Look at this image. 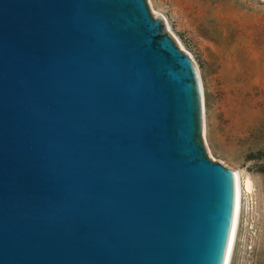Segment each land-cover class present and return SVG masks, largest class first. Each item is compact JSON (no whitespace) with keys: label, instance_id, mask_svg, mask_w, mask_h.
<instances>
[{"label":"water","instance_id":"obj_1","mask_svg":"<svg viewBox=\"0 0 264 264\" xmlns=\"http://www.w3.org/2000/svg\"><path fill=\"white\" fill-rule=\"evenodd\" d=\"M234 190L147 0H0V264H220Z\"/></svg>","mask_w":264,"mask_h":264},{"label":"rangeland","instance_id":"obj_2","mask_svg":"<svg viewBox=\"0 0 264 264\" xmlns=\"http://www.w3.org/2000/svg\"><path fill=\"white\" fill-rule=\"evenodd\" d=\"M147 3L195 67L207 158L240 176L230 264H264V0Z\"/></svg>","mask_w":264,"mask_h":264},{"label":"bare ground","instance_id":"obj_3","mask_svg":"<svg viewBox=\"0 0 264 264\" xmlns=\"http://www.w3.org/2000/svg\"><path fill=\"white\" fill-rule=\"evenodd\" d=\"M233 173V172H232ZM235 177V190H234V199L232 205V212L230 218V224L228 228V233L225 241V246L221 258L220 264H230L233 247L236 240V231L238 226L239 213L241 208V187H240V176L238 172H234ZM246 187L250 189V180H246Z\"/></svg>","mask_w":264,"mask_h":264}]
</instances>
